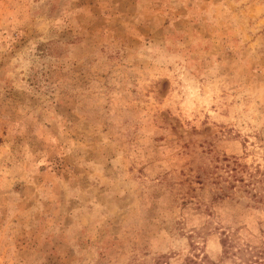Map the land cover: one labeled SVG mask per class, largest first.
Here are the masks:
<instances>
[{
	"label": "rangeland",
	"instance_id": "rangeland-1",
	"mask_svg": "<svg viewBox=\"0 0 264 264\" xmlns=\"http://www.w3.org/2000/svg\"><path fill=\"white\" fill-rule=\"evenodd\" d=\"M251 247L264 0H0V264H235Z\"/></svg>",
	"mask_w": 264,
	"mask_h": 264
},
{
	"label": "trees",
	"instance_id": "trees-1",
	"mask_svg": "<svg viewBox=\"0 0 264 264\" xmlns=\"http://www.w3.org/2000/svg\"><path fill=\"white\" fill-rule=\"evenodd\" d=\"M221 246H222V251L224 256L229 254V247L231 246L230 243L228 242L227 238H221L220 240ZM245 251H247V256L245 257H239V261L236 262L235 264H264V249L260 248H246ZM164 264H167L166 262ZM180 264H218L216 261L209 259L208 257H203L199 261H192L187 260L184 263Z\"/></svg>",
	"mask_w": 264,
	"mask_h": 264
}]
</instances>
